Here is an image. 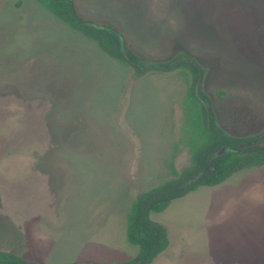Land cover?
<instances>
[{
    "label": "rangeland",
    "instance_id": "obj_1",
    "mask_svg": "<svg viewBox=\"0 0 264 264\" xmlns=\"http://www.w3.org/2000/svg\"><path fill=\"white\" fill-rule=\"evenodd\" d=\"M114 28L139 75L37 0H0V250L40 264H117L135 197L190 163L208 100L230 136L264 131V0H71ZM155 64V65H154ZM194 87V86H193ZM188 144V145H187ZM150 218V264H264V164L177 197Z\"/></svg>",
    "mask_w": 264,
    "mask_h": 264
},
{
    "label": "trees",
    "instance_id": "obj_2",
    "mask_svg": "<svg viewBox=\"0 0 264 264\" xmlns=\"http://www.w3.org/2000/svg\"><path fill=\"white\" fill-rule=\"evenodd\" d=\"M56 16L79 30L83 35L96 42L111 57L134 68L139 75L150 68L173 70L177 67L188 68L193 75L192 89H195L202 75V68L197 63L184 62L182 58H171L158 62L156 66H144L143 60L128 50L119 33L112 27L94 24L76 15L71 0H37ZM155 65V64H154ZM194 86V87H193ZM197 95L204 104L206 125L205 134H198L189 139L190 163L177 171L169 164L171 178L139 193L131 202L127 211L126 239L138 247L136 255L117 264H150L164 251L169 242L165 228L150 218L151 212L163 210L171 200L183 196L198 186L216 185L227 179L232 173L245 167L264 164V131L247 136H230L215 122L208 100L197 90ZM188 145V144H187ZM0 264H40L29 261L17 254L0 250ZM96 264V263H73Z\"/></svg>",
    "mask_w": 264,
    "mask_h": 264
},
{
    "label": "water",
    "instance_id": "obj_3",
    "mask_svg": "<svg viewBox=\"0 0 264 264\" xmlns=\"http://www.w3.org/2000/svg\"><path fill=\"white\" fill-rule=\"evenodd\" d=\"M156 66V65H155Z\"/></svg>",
    "mask_w": 264,
    "mask_h": 264
}]
</instances>
